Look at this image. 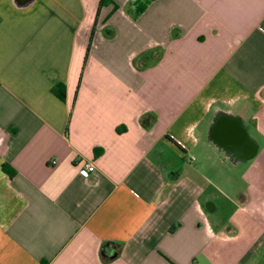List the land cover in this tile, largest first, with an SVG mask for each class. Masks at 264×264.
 I'll return each mask as SVG.
<instances>
[{"label":"crops","instance_id":"obj_1","mask_svg":"<svg viewBox=\"0 0 264 264\" xmlns=\"http://www.w3.org/2000/svg\"><path fill=\"white\" fill-rule=\"evenodd\" d=\"M260 29L264 0H0V264H264Z\"/></svg>","mask_w":264,"mask_h":264},{"label":"rangeland","instance_id":"obj_2","mask_svg":"<svg viewBox=\"0 0 264 264\" xmlns=\"http://www.w3.org/2000/svg\"><path fill=\"white\" fill-rule=\"evenodd\" d=\"M210 158L208 159H204L202 157H200L199 159L193 160L192 163L194 164V166H197L200 173H205L206 170L209 169H213L215 171H229L230 169L232 171H240L243 170L246 166V163L243 161H240L239 163L231 161V160H223L221 161L219 157H214V153L211 152L209 154ZM237 173H233V177H216L213 178V182L215 183V187L216 189H221V190H225L229 184V182L231 181L232 185L235 188H238L241 184L239 183L238 178L236 177ZM200 182H204L202 179H200V177L198 178ZM238 186V187H237Z\"/></svg>","mask_w":264,"mask_h":264},{"label":"flooded vegetation","instance_id":"obj_3","mask_svg":"<svg viewBox=\"0 0 264 264\" xmlns=\"http://www.w3.org/2000/svg\"><path fill=\"white\" fill-rule=\"evenodd\" d=\"M214 137L223 142L226 147L235 149L239 147L241 141L238 129L234 124H226L222 118L215 124ZM245 147V145H243ZM236 162V161H234ZM238 163V162H237Z\"/></svg>","mask_w":264,"mask_h":264},{"label":"trees","instance_id":"obj_4","mask_svg":"<svg viewBox=\"0 0 264 264\" xmlns=\"http://www.w3.org/2000/svg\"><path fill=\"white\" fill-rule=\"evenodd\" d=\"M102 3H103V1L100 2V4H102ZM136 8L139 12V11H142L144 9V6H140V4H138V5H136ZM51 92L60 101L63 102L65 100V89L62 85L52 88ZM101 153H102V151L100 149H94V156L95 157L100 156ZM2 169L4 172H6V173H8V175H10L9 168H7L6 166H3ZM119 252H120V246H116V249H115L114 253L111 254V257H115L116 255H118ZM101 253L103 256L107 255L108 254L107 249L102 247ZM111 257H109V258H111Z\"/></svg>","mask_w":264,"mask_h":264},{"label":"built area","instance_id":"obj_5","mask_svg":"<svg viewBox=\"0 0 264 264\" xmlns=\"http://www.w3.org/2000/svg\"><path fill=\"white\" fill-rule=\"evenodd\" d=\"M261 32H264L260 29ZM95 168L92 163L86 162L82 165V168L80 169V174L83 176H87L90 173L94 172Z\"/></svg>","mask_w":264,"mask_h":264}]
</instances>
